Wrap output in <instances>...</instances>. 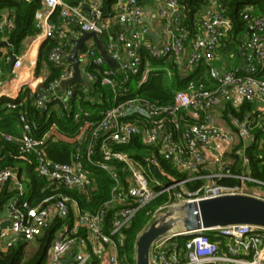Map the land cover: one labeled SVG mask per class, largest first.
<instances>
[{
    "label": "built area",
    "instance_id": "built-area-1",
    "mask_svg": "<svg viewBox=\"0 0 264 264\" xmlns=\"http://www.w3.org/2000/svg\"><path fill=\"white\" fill-rule=\"evenodd\" d=\"M160 2L159 16L165 26L158 33L145 21V11L138 0H115L109 6L105 0H41L34 13L38 30L30 48L42 46L50 39L53 45L48 58L60 72L46 84L48 73L34 82L25 81L21 95L25 94L24 101L31 100L42 112L62 106V115L71 114L77 128L65 132L52 123L38 137L34 134L37 123L31 122L22 111L21 134L0 130V136L17 143L20 158L30 162L34 158L38 175L49 182L85 189L91 179V170L86 165L89 162L108 172L113 186L110 197L95 212L82 210L67 194L51 195L32 204L25 198L24 183L15 169L0 168V186L10 184L17 192L8 204L10 225L0 228V250L7 251L20 242L36 245L59 217L64 223L55 232L44 264H129L121 252L126 229L137 212L159 194L180 188L172 204L181 206L188 201L244 194L240 190H250V182L264 185L249 172L234 173L223 159L242 140L239 152L248 165L244 152L255 139V127L264 135V116L256 123L249 116H235L233 131L219 125L214 114L235 97L241 101H264L261 75L264 14L253 15L252 5L243 9L242 17L247 23V36L239 43L243 65L221 70L212 62L233 29L232 20L225 15L223 0H208L199 14L198 32L194 36L183 23L180 0ZM14 27L13 9L2 11L0 61L6 63L13 57L5 45ZM87 32H94L97 37L90 36L77 53L82 82H73L63 89L62 83L76 73V65L70 60L74 41ZM98 43L105 47L114 65L107 62ZM16 56L12 76L17 75L16 69L23 64L22 58ZM171 59L186 77L201 62H206L212 86L202 79H189L186 87L177 90L167 103L143 96L139 90L152 75L161 70L169 75L172 72L167 66L154 65L153 60ZM32 63L36 65L38 61L34 59ZM81 98L92 105L104 104L105 100L111 103L92 110L82 107ZM135 137L152 148L143 160L123 149ZM56 143L72 148V161L49 157L47 150ZM84 144L86 150L82 152ZM161 157L171 161L179 171L187 172V177L164 185L153 174L160 171ZM208 162L215 164L216 170L209 171ZM223 178H239L242 184H224ZM201 179L205 181L197 189L187 187V182ZM168 206L160 207L156 213L162 214ZM112 209L116 212L108 221ZM211 230L213 237L206 229L186 231L180 226L165 232L152 243L150 263L264 264L263 227L239 223Z\"/></svg>",
    "mask_w": 264,
    "mask_h": 264
},
{
    "label": "trees",
    "instance_id": "trees-1",
    "mask_svg": "<svg viewBox=\"0 0 264 264\" xmlns=\"http://www.w3.org/2000/svg\"><path fill=\"white\" fill-rule=\"evenodd\" d=\"M115 0H105L106 5H110ZM141 4L148 0H138ZM226 2L224 6L225 15H227L233 23V29L229 34V38L221 45V52L230 51L227 56L229 69L233 67H241L243 65V58L239 49L240 40L247 36V23L242 17L243 9L252 5L251 13L264 14V0H223ZM208 0H180V7L182 11L183 23L188 27L192 36L198 32V18ZM41 5V0H32L26 2L23 0H0V16L1 12L7 8L13 9L15 15V27L8 33V43L5 45L11 55H20L24 48V42L29 36L37 33V27L34 20V13ZM53 42L48 39L45 40L40 48L39 62L37 72L40 73L43 66L47 67L48 76L44 83H48L56 79L60 70L49 60L48 54ZM219 48V49H220ZM233 53L231 57L229 54ZM154 65H163L171 69L169 75L165 70H161L158 75H152L147 84L139 90V92L151 99L160 100L161 102H170L174 98L177 90L184 89L189 79H202L209 87L212 86L213 80L209 74V65L206 62H201L196 69L188 76L183 77L180 69L171 59L168 62L154 61ZM220 60L212 62L218 67ZM10 63L0 61V79L4 77ZM264 75V71L262 72ZM24 95L20 97L11 98L6 95H0V130L4 133H11L14 135L21 134L20 117L23 111L27 114L31 122L38 125V129L34 134L40 137L52 123H56L63 131L72 132L77 128L72 115L64 113L62 106H53L50 110L42 112L36 108L31 100L24 101ZM82 107L99 110L101 107L109 105L111 102L105 100L104 104L92 105L90 102L80 99L79 102ZM75 105V102H73ZM255 105L250 101H243L239 109H236L231 103L226 105L227 114L243 118L249 116L253 118L259 114L255 111ZM22 126V125H21ZM255 139L247 146L244 154L248 157V165L244 164L243 153L241 150L243 143L238 144L232 152L234 162L231 165V170L234 173H250L251 176L259 181L264 182V135L259 128L254 130ZM123 149L132 152V154L143 160L144 156L151 153L152 148L143 144L139 137H135L133 141L123 146ZM86 144L81 147V151L85 152ZM51 159L61 162H70L73 158V150L70 146L60 144H52L47 150ZM19 148L16 142L6 141L4 137L0 136V168L10 166L26 169L28 185L26 189L25 198L32 204H37L45 197L61 194L69 195L72 200L78 202L82 210L95 212L103 203L110 197L113 186V179L108 172L100 167L86 162L87 167L91 170L90 183L85 189L68 188L61 184L49 182L40 175H38L34 158L33 161H26L29 165L24 166V158L19 156ZM155 177L164 182V185L182 180L187 177V172H182L175 167V165L161 157L160 171L153 173ZM21 176V173H19ZM204 179L198 181L187 182V187L194 190L204 183ZM221 183L229 185H241L242 181L239 178H223ZM25 184V185H26ZM250 188L260 187L264 190V185L256 182L249 183ZM180 188L165 191L159 194L153 201L143 206L134 217L132 223L126 229V237L121 246V252L127 256L129 264H137L136 260V241L143 230L153 221L156 211L165 205H170L176 201V194ZM15 190H11L7 185H3L0 189V213L4 210L9 199L16 195ZM115 209L110 210L107 215L108 221L115 215ZM72 217V216H71ZM64 223V220L56 217L53 224L48 227L38 239V245L32 255H26V243L20 242L7 251L0 250V264H44L48 259V251L51 242L54 238L56 230ZM1 230V229H0ZM207 234L213 237V231H206Z\"/></svg>",
    "mask_w": 264,
    "mask_h": 264
},
{
    "label": "water",
    "instance_id": "water-1",
    "mask_svg": "<svg viewBox=\"0 0 264 264\" xmlns=\"http://www.w3.org/2000/svg\"><path fill=\"white\" fill-rule=\"evenodd\" d=\"M224 5H226V2H224ZM90 36L97 37L94 32H87L84 36L74 41L75 47L72 49L70 60L76 65V73L72 79L62 83L61 87L63 89L73 82H82L77 53L79 50H83L84 43ZM153 36L157 41L160 40L156 33H153ZM97 46L107 62L114 65V61L105 47L101 43H98ZM16 58L17 56L13 55L11 59V73ZM183 77H186V75L183 74ZM178 212L182 213L179 215ZM239 223L264 228V199L249 194H230L199 201H188L181 206H172L156 217L139 235L136 241L137 264H151L150 252L154 240L176 227L180 226L186 231H196L201 229L211 230L219 226ZM9 225L10 220L7 219L0 223V228H5ZM71 259L72 257L65 262L67 263Z\"/></svg>",
    "mask_w": 264,
    "mask_h": 264
},
{
    "label": "crops",
    "instance_id": "crops-1",
    "mask_svg": "<svg viewBox=\"0 0 264 264\" xmlns=\"http://www.w3.org/2000/svg\"><path fill=\"white\" fill-rule=\"evenodd\" d=\"M160 1L161 0H148L146 3L142 4L144 11H145V21L149 24L150 27H152L153 31H158V33H161L162 30L164 29V26H165L164 19H161L159 16V10L162 7V3ZM32 39H33V36H29L25 40L23 51L20 55H18L19 57L22 58L23 64L20 68L16 69L17 75L12 76V74L10 72V66H9L7 72L3 74L4 77L1 79L3 84L0 86V95H6V96H9L11 98L19 97V95H21L22 85L25 81L34 82V80H36L37 78H41L45 74L48 73L46 66H43V68H42L43 70L40 73H38L37 72L38 63H36V65H34L32 63V60H34V59H36L39 62L38 56H39V52H40V48H41L40 45H38V46L33 45L32 48H30ZM229 52L230 51L227 50L225 53H222L221 48L218 50V56H217L216 60H220V63H218V68H220L221 70H229V66H228L229 63L227 61V59H228L227 56H228ZM229 55L231 57L234 56L233 53H231ZM263 71H264V69L262 70V72ZM262 72H261V75L264 76L262 74ZM242 102L243 101H241V99H239L238 97H235L232 102H228L226 105L231 103V105H233L236 109H239ZM251 103H253L256 106L255 111L259 112L257 117L253 116V118H251L253 120V122L256 123L260 120V118L262 116H264V112H262L264 110V101L263 100H256V101H253ZM226 105H225V107L219 108V109H217V111H214L215 112L214 114L216 116V122L219 125L223 126L225 129L235 131L236 127L233 123V118L235 116H232V114H230V113L227 114ZM20 127H21V131H22V126L20 125ZM256 128H258V127H255V129ZM241 142L243 143V141L240 140L238 144H240ZM238 144H236L232 150H230L229 152H227L224 155L223 159L229 165L230 168H232L231 165L234 162L232 152ZM26 161L27 160H24V162H25L24 166L29 165ZM211 165H215V164H213L211 162L207 163L208 170L209 171L216 170L217 166L215 165V168H212ZM14 168L18 174L21 173V176L20 175L19 176H20V178H21V180L25 186V180H27L26 169L25 168L21 169L17 166ZM5 185H7L9 189L13 190L11 187L12 185H10V184H5ZM2 187H3V185L0 186V189ZM257 196L262 197L264 199V197H263L264 195H262V194H260V195L258 194ZM11 199L8 200V202L5 205L4 210L0 213V223L4 220L8 219V204H9Z\"/></svg>",
    "mask_w": 264,
    "mask_h": 264
},
{
    "label": "rangeland",
    "instance_id": "rangeland-1",
    "mask_svg": "<svg viewBox=\"0 0 264 264\" xmlns=\"http://www.w3.org/2000/svg\"><path fill=\"white\" fill-rule=\"evenodd\" d=\"M211 167L212 168H215V165H211ZM26 172V171H25ZM163 182V181H162ZM207 182V181H206ZM164 183V182H163ZM25 184H26V182H25ZM27 187H28V185L26 184L25 185V188L27 189ZM241 192H243L244 194H249V195H253V196H257L258 194L260 195V194H262V195H264V191L262 190V188H260V187H252L250 190L249 189H241L240 190ZM247 192V193H246ZM257 197H259V196H257ZM264 197V196H263ZM262 198V197H261ZM177 204V203H176ZM173 206V204L172 205H169L166 209H164V210H162V212L161 213H164V212H166L169 208H171ZM182 212H178V214L180 215ZM155 215H159L158 213H155ZM156 217H154V219H155ZM153 219V220H154ZM37 245H38V242H37V244L36 245H26V255L27 256H29V255H32L33 253H34V250L36 249V247H37Z\"/></svg>",
    "mask_w": 264,
    "mask_h": 264
}]
</instances>
